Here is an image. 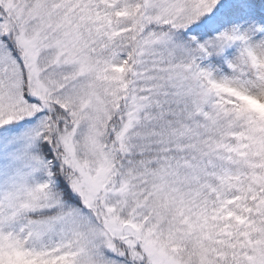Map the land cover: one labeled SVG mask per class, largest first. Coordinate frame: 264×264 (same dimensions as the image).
<instances>
[{
  "label": "snow or ice",
  "instance_id": "obj_1",
  "mask_svg": "<svg viewBox=\"0 0 264 264\" xmlns=\"http://www.w3.org/2000/svg\"><path fill=\"white\" fill-rule=\"evenodd\" d=\"M0 264H264V0H0Z\"/></svg>",
  "mask_w": 264,
  "mask_h": 264
}]
</instances>
